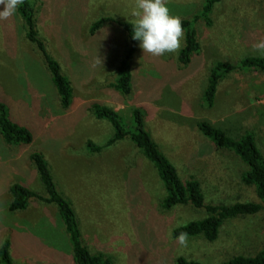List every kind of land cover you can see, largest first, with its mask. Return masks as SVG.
<instances>
[{
    "label": "rangeland",
    "instance_id": "obj_1",
    "mask_svg": "<svg viewBox=\"0 0 264 264\" xmlns=\"http://www.w3.org/2000/svg\"><path fill=\"white\" fill-rule=\"evenodd\" d=\"M203 3L166 0L170 13L181 19H191ZM134 6L135 0H37L38 37L72 86L73 101L66 111L59 105L42 56L25 37L20 16L16 12L0 20V98L12 121L33 137L30 145L13 148L0 137L4 151H0V225L5 229L10 215L26 214L30 220L20 224L29 227L32 241L55 250V264H73L61 221V225L53 222L52 228L54 218L36 217L40 213L55 216V206L30 201L23 211L8 210L11 182L43 193L29 160L30 152L37 151L44 155L58 189L72 205L84 244L91 253L110 257L113 264H174L178 257L221 264L235 255L253 256L264 247V210L223 222L213 242L198 236L181 246L169 230L200 220L206 212L184 205L163 210L164 189L156 170L129 140L97 153L87 151L86 144L102 146L113 134L107 121L89 113L91 103L112 108L127 124L132 109L137 108L155 141L159 142L162 132L168 136L160 142L161 149L182 180L194 178L200 183L206 203L256 200L252 188L240 179L246 167L232 152L218 149L221 154L200 159L196 157L206 148L198 149L196 157L192 148L195 139L202 137L195 123L219 114L202 101L214 65L264 57L254 51V45L264 41V0H221L215 5L209 26L202 20L195 24L200 52L185 66L177 61L184 39L178 52L163 57L143 54L138 42L130 59L131 92L123 95L111 87L127 48L117 21L130 22ZM101 18L111 20L92 32ZM227 82H232L230 88L235 83L241 92L221 91L216 102L239 103L237 113L248 122L243 129L253 134L264 158V73L233 71ZM230 88L223 85L221 89ZM252 111L255 116L250 118ZM2 234L3 230L0 245L8 237Z\"/></svg>",
    "mask_w": 264,
    "mask_h": 264
},
{
    "label": "trees",
    "instance_id": "obj_2",
    "mask_svg": "<svg viewBox=\"0 0 264 264\" xmlns=\"http://www.w3.org/2000/svg\"><path fill=\"white\" fill-rule=\"evenodd\" d=\"M220 2L221 0H204L199 13L194 14L191 19H181L184 30V46L177 55L179 64L183 66L189 64L192 56L200 52L195 24L202 20L209 26L211 23L209 15L214 6ZM36 4L37 0H23L22 5L17 9V14L23 21L26 39L36 47L42 56L56 90L61 109L66 111L72 103V86L69 79L61 71L59 63L48 53L44 43L38 37L35 19ZM110 20L109 18L99 19L93 25L92 32ZM130 23L117 21V25L125 33L127 48L116 67V74L111 87L123 95H129L131 92L130 59L138 44V41L131 38ZM244 70L264 73V57H245L238 63L218 62L215 64L209 73L208 84L202 96L204 105L208 108L212 106L216 87L221 77L233 71ZM88 111L95 119L107 121L112 127L113 134L109 141L102 146H97L90 141L87 142V151L97 153L117 142L129 140L156 170L164 189V196L160 201V207L163 210L184 205L193 209H203L206 212V216L200 220H194L173 228L175 229L172 232L174 238L180 232H186L189 238L201 236L204 240L213 242L217 239L219 228L223 222L235 218L256 216L264 210V158L250 131H244L237 139H234L207 121L196 123L199 132L209 139L216 148L232 152L245 165L246 170L241 174L240 179L244 185L252 188L256 198L250 202H235L228 205L208 204L205 202L200 183L194 178L182 180L176 168L159 150L145 125L144 114L140 109H132L130 124H127L118 112L98 102L91 103ZM0 137L8 148L20 145L28 146L33 141L32 134L27 128L12 121L8 107L1 98ZM29 160L36 170L43 193L32 191L20 183H13L9 186L11 201L8 210L10 212L23 211L28 207L30 201L55 206L68 235L74 264H113L110 257L102 253L93 254L84 244L74 209L69 200L58 189L44 155L32 151L29 154ZM0 264H15L9 254L8 239H5L0 246ZM174 264L201 263L178 257ZM221 264H264V247L253 256L235 255Z\"/></svg>",
    "mask_w": 264,
    "mask_h": 264
},
{
    "label": "crops",
    "instance_id": "obj_3",
    "mask_svg": "<svg viewBox=\"0 0 264 264\" xmlns=\"http://www.w3.org/2000/svg\"><path fill=\"white\" fill-rule=\"evenodd\" d=\"M228 75L229 74H226L219 79L217 87H216V92H215L213 104L209 108V109L213 108L214 110L218 111L219 114L218 115L217 114H211L205 120L207 122H209L215 128L221 129L229 137L237 139L244 132L243 128L248 123V122H246L247 119L244 120L237 113V108L239 107L237 105H239V103L237 102L236 105L234 104L232 106H229L227 103H223L220 105L219 103L216 102L217 97L221 91L226 92L228 95H233V93H235L237 90L239 92H241V89L240 88L237 89V85L235 83H234V87L230 88L232 86V82H227ZM223 85L226 88H230V89H221L223 87ZM72 101H73V97H72ZM201 105H202V102H201ZM253 116H255V113L252 111V112H250L249 117L251 118ZM194 126L196 127V123ZM196 129H197V127H196ZM148 131H149L151 137L153 138L149 129H148ZM197 132H198V134H200L198 129H197ZM233 132H234V134H233ZM161 136L159 137V142L155 141L154 138H153V140L157 144L159 150L164 154L163 150L161 149V147L163 148V146L160 145V142L167 139L166 137H168V136L164 132H162ZM201 136L202 137H198L201 141L200 140L197 141L195 139V144H193L192 151L194 153V156L196 154H198V149L203 150V148H206V151L202 155H199L198 157L195 156L196 158H200V159L202 158L203 159V158H206V157H208L214 153L215 154L220 153L218 148H216L212 142L204 139L203 135H201ZM202 140H205V142H206L205 145H202ZM0 151L4 153V151L2 149H0ZM222 151H223V149H222ZM224 151H227V150H224ZM164 155L166 156V154H164ZM166 158H168V156H166ZM194 163H196L195 160H194ZM202 163H204L203 160L201 163H199V165H201ZM31 168H32V165H31ZM36 175H37V173H36ZM13 183L14 182H11L9 185H11ZM15 183H18V182H15ZM23 214L14 213V214L10 215L9 220H7V225H5V229H4V225H0V231L3 230L2 235H5L8 233V237L5 239L9 240V254H10L11 260L15 264H55V260L58 258L56 256V251L53 250L52 248L46 247L41 241H39V242L32 241L31 236H30V231L28 230L29 227L24 228L23 225L20 224V223H25L28 220H30V219L26 218V216H27L26 214H24V215ZM45 216L52 217L55 219V221L50 222V226L52 228L55 226L53 224V222H59L60 225L62 223L58 214H56L55 216H51L48 214L40 213L36 217L41 218V217H45ZM60 221H61V223H60ZM8 223H10V224H8ZM62 226L64 227L63 223H62ZM64 233L66 235V231ZM66 238L68 240V236H66ZM68 242H69V240H68ZM70 247H69L70 255L72 256V251H71ZM41 255H43V256H41ZM71 259L73 262L72 257H71ZM73 264H74V262H73Z\"/></svg>",
    "mask_w": 264,
    "mask_h": 264
},
{
    "label": "clouds",
    "instance_id": "obj_4",
    "mask_svg": "<svg viewBox=\"0 0 264 264\" xmlns=\"http://www.w3.org/2000/svg\"><path fill=\"white\" fill-rule=\"evenodd\" d=\"M23 0H0V20L14 15ZM131 38L139 42L143 54L163 57L179 51L184 39V30L179 16L170 13L166 0H135L129 13ZM254 51L264 56V41L254 45ZM175 229L169 230V236ZM188 233L180 232L175 240L187 246Z\"/></svg>",
    "mask_w": 264,
    "mask_h": 264
}]
</instances>
